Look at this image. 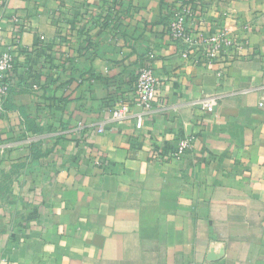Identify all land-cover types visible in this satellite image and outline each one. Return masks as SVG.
<instances>
[{"label":"crops","instance_id":"obj_1","mask_svg":"<svg viewBox=\"0 0 264 264\" xmlns=\"http://www.w3.org/2000/svg\"><path fill=\"white\" fill-rule=\"evenodd\" d=\"M181 2L0 0V53L15 56L0 264H264V0L192 2L194 40L225 27L239 42L224 78L182 56L168 25ZM145 63L160 89L138 128ZM208 96L213 113L196 104ZM184 136L193 148L167 156Z\"/></svg>","mask_w":264,"mask_h":264},{"label":"built area","instance_id":"obj_2","mask_svg":"<svg viewBox=\"0 0 264 264\" xmlns=\"http://www.w3.org/2000/svg\"><path fill=\"white\" fill-rule=\"evenodd\" d=\"M193 1L198 0H182L180 5L170 10V20L168 22L170 34L174 39L180 40L186 44L182 56L185 59H190L195 63L204 65L220 64L221 68L218 71L220 77L226 76V68L230 60L226 59L228 48H239V42L231 35L228 28H221L213 35L206 36L199 41L194 40L187 25L188 18L194 12ZM199 3V2H198ZM40 40L44 41L45 36H40ZM13 45H9L6 50L0 53V114L4 110V102L11 93V85L8 78L15 69V56L13 54ZM151 58L154 55L151 54ZM228 58V57H227ZM136 100L141 105L142 110L138 115L136 126L141 128L143 125L144 114L150 112L158 101V93L160 89V78L155 73L150 63H145L139 69L135 81ZM219 103L217 96L204 97L197 101V105L205 112L213 113ZM259 106H264L263 100L259 102ZM111 118L114 121H122L128 117L129 106L125 103L119 106H114L111 110ZM105 130V124L100 126V131ZM194 136L181 137L175 147L166 154L167 156L181 157L185 152L191 150L194 146ZM161 148H156L153 151L155 157L163 156ZM189 264H195L191 262Z\"/></svg>","mask_w":264,"mask_h":264},{"label":"trees","instance_id":"obj_3","mask_svg":"<svg viewBox=\"0 0 264 264\" xmlns=\"http://www.w3.org/2000/svg\"><path fill=\"white\" fill-rule=\"evenodd\" d=\"M180 42L182 43V45H183V46H185V47H186V44H185L184 42H182V41H180Z\"/></svg>","mask_w":264,"mask_h":264},{"label":"water","instance_id":"obj_4","mask_svg":"<svg viewBox=\"0 0 264 264\" xmlns=\"http://www.w3.org/2000/svg\"><path fill=\"white\" fill-rule=\"evenodd\" d=\"M189 128H190V126H188V130H190Z\"/></svg>","mask_w":264,"mask_h":264}]
</instances>
